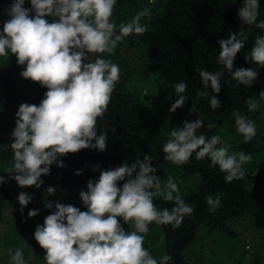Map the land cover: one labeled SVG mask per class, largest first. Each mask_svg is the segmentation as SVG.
Wrapping results in <instances>:
<instances>
[{
    "label": "clouds",
    "instance_id": "clouds-1",
    "mask_svg": "<svg viewBox=\"0 0 264 264\" xmlns=\"http://www.w3.org/2000/svg\"><path fill=\"white\" fill-rule=\"evenodd\" d=\"M24 4L25 0H13L6 10L10 18L0 32V57L14 54L17 64L24 66L21 76L47 91L38 105H19L10 139L12 163L5 170L9 176L0 175V184L14 179L21 188H40L41 176L49 174L51 165L65 166L60 157L86 148L100 152L106 149L107 133L97 134L98 120L108 110L121 70L105 54H114L118 44L129 36L144 35L149 29L141 24V19H150L151 15L150 9L144 8L130 21L117 24L112 19L117 0H30V8ZM259 9L260 0H241L237 14L242 24L264 30V20L257 22ZM47 16L55 19L49 22ZM247 39L242 30L220 39L217 63L221 70L198 69L203 89L196 97H210L213 110L221 107V102L211 93L221 91V77L225 73L246 87L257 79L258 72L251 67L234 69V60ZM244 59L264 67V35L255 37ZM173 87L178 98L171 104L172 113L183 108L188 100L184 95L186 82ZM262 101L264 90L259 92V99L249 97L245 101L247 111L256 112ZM232 116L236 132L243 142H250L257 134L255 121L238 110ZM202 127L204 120L198 118L192 122L185 120L182 127L171 130L162 148L164 159L176 166L187 165L195 154L197 161L207 159L209 167H218L226 183L242 179L246 174L243 165L252 161V155L243 151L230 153L231 145L220 135L209 138L198 134ZM214 127L208 123L207 130ZM152 161L145 154L143 159L125 161L114 169L101 170L98 179H89L87 190L79 193L86 211L45 198L44 207H54V211L42 225H37L34 239L44 250L46 264H168L170 255H162L158 260L144 246L149 225L178 228L194 208L179 194L173 176L161 181ZM98 168L96 165L92 170ZM76 174H82V170ZM120 181L122 186H118ZM55 192L54 187L46 189L48 195ZM156 199L170 202L173 207L158 208ZM31 200L28 193H19L21 212ZM206 203L212 211L221 206L219 196H207ZM38 211L29 210L28 216L35 217ZM118 218L131 230L126 231ZM8 251L11 264H27L22 249Z\"/></svg>",
    "mask_w": 264,
    "mask_h": 264
},
{
    "label": "trees",
    "instance_id": "trees-1",
    "mask_svg": "<svg viewBox=\"0 0 264 264\" xmlns=\"http://www.w3.org/2000/svg\"><path fill=\"white\" fill-rule=\"evenodd\" d=\"M145 0H117L113 18L119 21H130L137 12L145 7L150 9L151 18H142L141 24L148 25V31L142 35H132L118 44L114 54L106 58L120 66V81L112 95L111 103L105 116L98 120V132L107 133V146L103 152L96 149H82L77 153H69L59 159L64 167L55 163L50 166L49 174L44 177L58 179L67 190L80 193L87 190L89 179H98L101 170L116 168L125 161L136 158L143 159L145 154L152 157V165L157 168V175L170 174L167 165L176 166L164 159L163 144L171 130L182 127L183 121L196 120L194 109L201 111L206 117L226 122L237 134L238 150L250 153L252 157L262 152L264 144V101L260 102L256 112H248L245 101L249 98L259 99V92L264 90V67H259L244 56L250 51L257 35H264L255 25H244L238 17V7L233 0H154L148 7ZM13 0H0V32L3 24L10 17L6 10ZM30 8V0L23 5ZM260 15L257 22L264 20V0H260ZM35 15V13H30ZM127 17V19H125ZM49 22L55 18L45 17ZM243 31L248 38L245 47L234 60V69L238 67L253 68L258 72L256 81L246 87L232 80L227 73L221 77V91L211 93L221 102V107L213 110L210 97L197 99L196 93L203 89L198 69L220 71L222 66L217 63L220 51L218 41L227 39L230 33ZM242 38V37H241ZM137 49V64L126 55V50ZM95 57H90L94 59ZM23 67L17 64L16 56L0 57V175L9 176L5 172L12 163L10 148L11 132L15 128V113L21 103L39 104L44 98L46 88L39 83L21 76ZM149 69L156 74L162 85L170 84L169 94L162 97L159 104L163 109L162 120L159 122L149 114L147 95L141 88L134 86V78L139 72ZM139 71V72H138ZM187 83L184 93L188 97L183 108L174 113L169 109L178 96L173 85ZM234 110L240 111L254 120L257 125L256 136L248 143L236 132ZM107 125V127H105ZM112 129H115L113 131ZM94 142V141H93ZM264 151V150H263ZM210 161H197L195 154L187 165V170L194 175V184L180 191L181 197L194 208L190 216H185L178 228L171 225H149L150 231L158 232L160 241L158 248L153 249V256L159 260L162 255H170L168 264H194L190 259L192 244L200 228L217 233L223 239L234 237L232 221L241 215H249L254 230L264 237V179L255 182L253 175L246 173L240 180L226 183L224 173L218 167H209ZM99 165L96 171L93 166ZM182 166V165H180ZM82 170L77 175L76 171ZM14 179L0 184V218L9 199V189ZM123 181L118 182L122 186ZM220 197L221 206L212 211L206 203L207 196ZM63 204H72L81 211L87 208L81 203L56 200ZM158 208L171 209L173 204L162 199L154 200ZM35 217L27 214L26 222L29 231L26 233L27 246L35 264H46L44 250L34 239L37 225H42L53 209L40 204ZM36 209V210H37Z\"/></svg>",
    "mask_w": 264,
    "mask_h": 264
},
{
    "label": "rangeland",
    "instance_id": "rangeland-1",
    "mask_svg": "<svg viewBox=\"0 0 264 264\" xmlns=\"http://www.w3.org/2000/svg\"><path fill=\"white\" fill-rule=\"evenodd\" d=\"M145 5L148 7L151 3L145 0ZM238 8L241 7V0L235 2ZM146 8V7H145ZM127 19V17H125ZM117 24L127 22L126 20L119 21L118 18H113ZM126 49V55L135 64L138 62L140 52L135 49ZM139 72V71H138ZM134 86L141 88L144 95H147L148 112L155 117L159 122L162 120L163 109L159 104L162 97L168 95L171 90L170 84L162 85L156 74L149 69H144L139 72L134 79ZM196 119L204 120V127L198 129V134L203 133L207 137L212 135H220L227 144L231 145L229 152H239V139L237 134L225 122L206 117L198 109H194ZM264 113V107H263ZM208 123H212L215 127L212 130H207ZM264 150V144L262 145ZM258 152L252 157L250 163L243 165L246 173L253 175L255 182H261L264 179V151ZM167 171L170 174L159 176L161 181L167 180L171 175L175 178L180 191L191 187L194 184V175L187 168L182 166H169ZM43 184L40 188L34 186L23 187L18 186L14 180L9 189V199L4 207L0 218V264H11L9 248H20L23 250L24 259L27 264H35L27 246L26 233L29 231V225L26 222V217L29 210H36L40 204L47 201L54 202L58 200H66L72 203H81L79 192L67 190L53 177L41 176ZM51 186L56 189L54 195H48L46 189ZM26 192L32 196V200L24 207L23 212L20 211L18 195L20 192ZM120 219L122 227L125 230H131L130 227ZM232 229L234 237L223 239L217 233L209 232L207 228H200L196 238L193 241L190 259L194 264H264V237L254 230L252 221L249 215H241L232 221ZM160 237L158 232L149 231L145 237L144 246L153 254V249L158 248Z\"/></svg>",
    "mask_w": 264,
    "mask_h": 264
}]
</instances>
